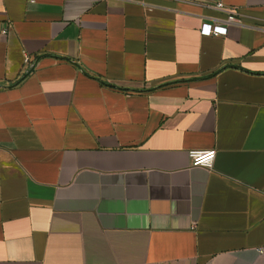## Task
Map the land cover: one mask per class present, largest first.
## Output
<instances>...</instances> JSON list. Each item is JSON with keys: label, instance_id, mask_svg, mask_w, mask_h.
<instances>
[{"label": "crops", "instance_id": "0c3cea01", "mask_svg": "<svg viewBox=\"0 0 264 264\" xmlns=\"http://www.w3.org/2000/svg\"><path fill=\"white\" fill-rule=\"evenodd\" d=\"M0 264H264V0H0Z\"/></svg>", "mask_w": 264, "mask_h": 264}, {"label": "built area", "instance_id": "2783aa9c", "mask_svg": "<svg viewBox=\"0 0 264 264\" xmlns=\"http://www.w3.org/2000/svg\"><path fill=\"white\" fill-rule=\"evenodd\" d=\"M216 10L223 13L226 17L223 20L213 19L211 22L204 21L200 27L202 36L207 37H225L227 35V27L229 25H242L241 15L235 7L227 6L222 2L215 5ZM29 58H25V63H30ZM189 157L193 167L212 168L216 157V152L192 150Z\"/></svg>", "mask_w": 264, "mask_h": 264}]
</instances>
